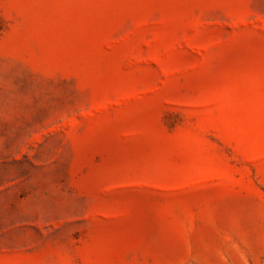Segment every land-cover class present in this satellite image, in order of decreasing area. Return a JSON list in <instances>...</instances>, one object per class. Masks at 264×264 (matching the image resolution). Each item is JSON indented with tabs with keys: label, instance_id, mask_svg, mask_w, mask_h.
<instances>
[{
	"label": "rangeland",
	"instance_id": "374dc122",
	"mask_svg": "<svg viewBox=\"0 0 264 264\" xmlns=\"http://www.w3.org/2000/svg\"><path fill=\"white\" fill-rule=\"evenodd\" d=\"M0 264H264V0H0Z\"/></svg>",
	"mask_w": 264,
	"mask_h": 264
}]
</instances>
